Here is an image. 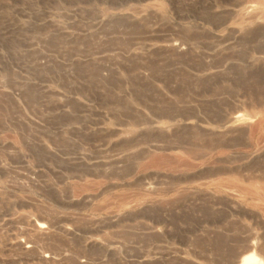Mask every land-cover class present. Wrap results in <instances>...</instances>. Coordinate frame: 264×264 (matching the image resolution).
<instances>
[{
	"label": "rangeland",
	"instance_id": "374dc122",
	"mask_svg": "<svg viewBox=\"0 0 264 264\" xmlns=\"http://www.w3.org/2000/svg\"><path fill=\"white\" fill-rule=\"evenodd\" d=\"M263 59L264 0H0V264L258 261Z\"/></svg>",
	"mask_w": 264,
	"mask_h": 264
},
{
	"label": "bare ground",
	"instance_id": "6f19581e",
	"mask_svg": "<svg viewBox=\"0 0 264 264\" xmlns=\"http://www.w3.org/2000/svg\"><path fill=\"white\" fill-rule=\"evenodd\" d=\"M264 60V59H263ZM239 117H240V115H238ZM238 116L237 115H235V117H233V121H238ZM243 117V116H242ZM243 119V118H242ZM251 119V118H250ZM253 119V118H252ZM229 120V119H228ZM227 120V121H228ZM231 120V121H232ZM249 120V119H248ZM230 121V120H229ZM230 121V122H231ZM240 121V120H239ZM245 121V119L243 120V122ZM259 121H261V120H259ZM250 123V122H249ZM261 123V122H260ZM251 124V123H250ZM228 125H230V124H228ZM239 125V124H238ZM232 126V125H231ZM236 126H237V123H236ZM258 126V125H257ZM260 126V125H259ZM263 126V125H262ZM240 127V126H239ZM160 128V127H159ZM229 128V127H228ZM233 128H234V126H233ZM249 128V127H248ZM229 129H231V128H229ZM238 129V128H237ZM250 129V128H249ZM236 130V129H235ZM219 133H220V131H219ZM217 134V133H216ZM234 135V134H233ZM217 136V135H216ZM236 136V135H235ZM243 136H244V134H243ZM218 137V136H217ZM234 138V137H233ZM241 138H242V135H241ZM240 138V139H241ZM215 139V138H214ZM236 139V138H235ZM243 139V138H242ZM208 142V141H207ZM220 142H222V141H220ZM236 142H238V141H236ZM223 143V142H222ZM244 143V142H243ZM204 144H206V143H204ZM218 144V143H217ZM239 144V143H238ZM247 144V143H246ZM246 144H245V146H246ZM212 145V144H211ZM219 145V144H218ZM232 145V144H231ZM248 145V144H247ZM259 145V144H258ZM156 146V145H155ZM236 146V145H235ZM233 147V146H232ZM251 147V146H250ZM210 149V148H209ZM213 149V148H212ZM263 149V148H262ZM14 150V149H13ZM256 150V149H255ZM259 150H261V149H259ZM15 151V150H14ZM242 151V150H241ZM258 151V150H257ZM256 151V152H257ZM234 154V153H233ZM244 154V153H243ZM247 154V153H246ZM260 154V153H259ZM263 154V153H262ZM198 155V154H197ZM236 155V154H235ZM199 156V155H198ZM227 156V155H226ZM234 156V155H233ZM243 156V155H242ZM262 156V155H261ZM261 156H260V158H261ZM238 157V156H237ZM246 157V156H245ZM194 158H195V156H194ZM210 158V157H209ZM224 158V157H223ZM226 158V157H225ZM233 158V157H232ZM244 158V157H243ZM256 158V157H255ZM254 158V159H255ZM252 159V158H251ZM253 159V160H254ZM257 159V158H256ZM262 159V158H261ZM215 160H218V159H215ZM246 160V159H245ZM244 160V161H245ZM260 160V159H259ZM226 161V160H225ZM229 161V160H228ZM238 161V160H237ZM257 161H258V159H257ZM261 161V160H260ZM222 162V161H221ZM254 162L257 164L258 162H256L255 160H254ZM253 162V163H254ZM262 162V161H261ZM222 164V163H221ZM249 164V163H248ZM247 164V165H248ZM262 165H263V162L261 163ZM259 165H260V162H259ZM261 165V166H262ZM242 166V165H241ZM261 166H259V167H261ZM264 167V166H263ZM232 168V167H231ZM259 170H260V168H258ZM224 170V169H223ZM232 170V169H231ZM234 168H233V172H234ZM243 169H241V171H242ZM254 170V169H253ZM218 171V170H217ZM251 172H252V169L250 170ZM262 171V168H261V170H260V172ZM219 172V171H218ZM222 172V171H221ZM235 172H237L236 170H235ZM244 172V171H243ZM246 172H248V170L247 171H245V173ZM256 172V171H255ZM229 173V172H228ZM230 173H232V172H230ZM239 173V172H238ZM206 174V173H205ZM247 174V173H246ZM252 174V173H251ZM261 174V173H260ZM211 175V174H210ZM238 175V174H237ZM243 175L244 174H242L241 176L243 177ZM248 175V174H247ZM250 175V174H249ZM254 175V174H253ZM252 175V176H253ZM256 175V174H255ZM251 176V178H253ZM196 177V176H195ZM198 177V176H197ZM206 177V176H205ZM239 177V176H238ZM262 177H264V176H262ZM259 178V177H258ZM258 178H257V180H258ZM259 179H261V178H259ZM249 180V179H248ZM244 182V181H243ZM252 182H250V184H251ZM256 184V183H255ZM236 185V184H235ZM258 185H261V184H258ZM264 185V184H263ZM262 185V186H263ZM256 186V185H255ZM255 186H254V188H255ZM243 187V186H242ZM244 187H245V185H244ZM257 187V186H256ZM231 188V187H230ZM243 189V188H242ZM245 189H246V187H245ZM258 190V189H257ZM256 190V191H257ZM262 190V189H261ZM202 191V190H201ZM245 191V190H244ZM249 192L251 193V189L249 190ZM260 192V191H259ZM252 193H254L255 194V192L253 191ZM195 194H196V192H195ZM207 194V193H206ZM192 195H194V194H192ZM233 195V194H232ZM256 195V194H255ZM220 197V196H219ZM200 199V198H199ZM158 200V199H157ZM249 200V199H248ZM154 202V201H153ZM171 202V201H170ZM224 202V201H223ZM256 202V201H255ZM259 204V203H258ZM240 205V204H239ZM242 206V205H241ZM233 207V206H232ZM241 208V207H240ZM232 212V211H231ZM235 212V211H234ZM255 214H257V213H254V216H255ZM240 215V214H239ZM249 215H250V213H249ZM258 215V214H257ZM248 216V215H247ZM249 217V216H248ZM252 217H253V215H252ZM256 217H258V216H256ZM259 219H260V217H258ZM248 219V218H247ZM256 220H258L257 218H255ZM262 219V218H261ZM255 220V221H256ZM48 221V220H47ZM259 221H261V220H259ZM259 221H258V223H259ZM39 222V221H38ZM251 222H254L253 220L251 221ZM43 223H44V221H43ZM48 223V222H47ZM263 223H264V221H263ZM45 224V223H44ZM253 224V223H252ZM261 224V223H260ZM247 225H249V224H247ZM262 225V224H261ZM260 226V225H259ZM249 227H251L250 225H249ZM37 228L38 229H35L34 228V231L35 230H38V232H40L41 234L44 232H47V231H45V226L43 225V224H38L37 225ZM159 228V227H158ZM253 228V227H252ZM256 228V227H255ZM48 229V228H47ZM257 229V228H256ZM158 230V229H157ZM57 231V230H56ZM255 231V230H254ZM248 232V231H247ZM246 232V233H247ZM250 232V231H249ZM248 232V233H249ZM252 233H254V232H252ZM46 234V233H45ZM250 234V233H249ZM241 235H243V234H241ZM246 235H248V234H246ZM251 236V235H250ZM262 236H264V227H263V229H262V231L261 232H259V233H257L256 232V234H254L253 236H251L250 238H249V240L247 241V243L245 244V246H244V248H243V253H244V251H251V252H255V254H256V252H257V254L260 256V259L257 261V260H255V258L253 257V256H249V257H247L246 259H244V264H264V245H262L261 243H263V242H259V240H260V238L262 237ZM239 238V237H238ZM242 238V237H241ZM13 239V238H12ZM21 239V238H20ZM262 239V238H261ZM20 241V240H19ZM236 241H237V239H236ZM240 241V240H239ZM242 241V240H241ZM262 241H263V239H262ZM196 243V242H195ZM243 243V242H242ZM27 250V249H26ZM45 253H47V252H45ZM44 253V254H45ZM50 253V252H49ZM237 253H238V251H237ZM194 254H195V252H194ZM48 255V254H47ZM45 257H47L46 256V254H45ZM237 257H239L238 255H237ZM236 257V258H237ZM159 259V258H158ZM210 259V258H209ZM231 260V259H230ZM239 260V259H238ZM48 261V260H47ZM207 262V261H206Z\"/></svg>",
	"mask_w": 264,
	"mask_h": 264
}]
</instances>
